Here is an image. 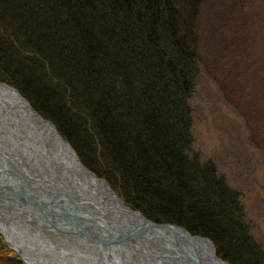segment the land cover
Masks as SVG:
<instances>
[{
    "label": "trees",
    "instance_id": "trees-1",
    "mask_svg": "<svg viewBox=\"0 0 264 264\" xmlns=\"http://www.w3.org/2000/svg\"><path fill=\"white\" fill-rule=\"evenodd\" d=\"M205 1L0 0V82L49 120L126 206L208 238L229 264H264L239 193L189 151L188 104L201 63L222 68V91L237 106L253 95L226 82L236 70L225 60L235 54L231 38L215 44L221 53H203L197 18ZM258 76L264 82V71ZM255 120L262 132L264 103ZM0 257L24 264L1 235Z\"/></svg>",
    "mask_w": 264,
    "mask_h": 264
},
{
    "label": "rangeland",
    "instance_id": "rangeland-1",
    "mask_svg": "<svg viewBox=\"0 0 264 264\" xmlns=\"http://www.w3.org/2000/svg\"><path fill=\"white\" fill-rule=\"evenodd\" d=\"M197 19L201 32L198 43L203 53L210 50L209 56L213 57L211 50L221 53L222 44L219 48L215 44L233 40L235 54H227L225 60L236 64L240 77L236 78L235 70L226 82L236 85V90L242 88L244 95L251 86L253 95L237 106L231 94L222 91V68L212 60V66L201 63L188 104L192 113L189 151L201 161H212L227 184L239 193L244 221L254 241L262 247L264 260V130L255 127L257 108L264 103V82L258 76L264 71V0H206ZM29 223L54 240L63 244L66 241L65 245L74 243L71 236L52 227ZM0 264L13 263L0 257Z\"/></svg>",
    "mask_w": 264,
    "mask_h": 264
},
{
    "label": "water",
    "instance_id": "water-1",
    "mask_svg": "<svg viewBox=\"0 0 264 264\" xmlns=\"http://www.w3.org/2000/svg\"><path fill=\"white\" fill-rule=\"evenodd\" d=\"M0 85L18 95L21 104L30 111V120L41 122L38 142L44 155L48 154V157H42L51 167V175L58 180H65L64 178H81L84 173L87 177L92 176L93 179L106 183L79 162L69 143L56 132L53 124L34 111L14 87L3 82ZM2 105L0 98L1 222L31 221L52 227L78 242L93 244L103 250L111 246L123 247L132 244L152 264H208L211 260L229 264L216 256L213 244L208 238L191 235L172 223L154 222L127 207L117 196L115 197L120 204L118 208L75 198L63 190L49 189L41 182L42 174L36 173L26 159L22 130ZM52 134L65 146L63 150L45 145ZM69 153L74 156L82 171L72 165ZM46 177L49 175L46 174ZM0 234L6 241L4 235L1 232ZM200 241L208 243L210 251L199 250L197 243ZM24 263L28 264L26 261Z\"/></svg>",
    "mask_w": 264,
    "mask_h": 264
},
{
    "label": "bare ground",
    "instance_id": "bare-ground-1",
    "mask_svg": "<svg viewBox=\"0 0 264 264\" xmlns=\"http://www.w3.org/2000/svg\"><path fill=\"white\" fill-rule=\"evenodd\" d=\"M0 98L5 112L22 130V140L26 146L24 155L34 171L42 174L41 177L46 179L41 178L45 186L52 190H63L72 197L93 201L101 206L119 207L116 195L109 189L108 184L99 182L92 176L87 177L82 173V177L78 179L58 180L51 175V167L42 157L45 155L38 142L41 136V125H39L41 122L29 119L30 111L21 104L18 95L13 90L0 85ZM45 145H52V148L55 147L57 150L65 148L54 134L50 135ZM45 157H48V154ZM69 159L73 166L82 171L70 153ZM46 174L49 177H46ZM36 226L26 220H13L8 223L0 221V232L4 235L6 242L15 248L29 264H152L141 253V250L132 244L123 247L111 246L107 250L93 244L85 245L76 240H73L74 245H65L66 241L63 244L61 240H54ZM197 244L199 250L210 251L208 243L200 241ZM208 264L221 263L211 260Z\"/></svg>",
    "mask_w": 264,
    "mask_h": 264
}]
</instances>
